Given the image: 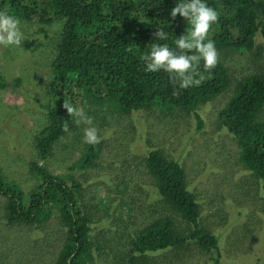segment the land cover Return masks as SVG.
<instances>
[{
    "label": "trees",
    "instance_id": "obj_1",
    "mask_svg": "<svg viewBox=\"0 0 264 264\" xmlns=\"http://www.w3.org/2000/svg\"><path fill=\"white\" fill-rule=\"evenodd\" d=\"M177 2L0 0V10H7L21 22L33 23L38 18L43 24L58 25L53 32L55 49L50 63L53 97L43 110L46 122L34 136L38 160L29 164L33 173L29 178L35 182L25 191L0 167V196L6 199L3 218L8 224L43 226L57 215L63 241L54 264L92 263L94 252L102 249L91 237L93 220L82 201L81 184L72 177L70 184L66 176L53 174L41 162L53 154L59 141L79 128L76 118L69 117L63 108L64 100L80 109L89 103L93 109L86 107L85 112L92 116L102 112V117H95L102 127L107 125L109 113L117 119L119 114L158 110L165 119L176 118L177 113L194 115L201 128L204 120L198 113L200 106L225 92H232L219 110L215 126L231 134L246 170L264 180V73L257 65L253 67L255 72L236 78L234 83L227 64L229 55L243 56L242 52L252 54L253 57H247L253 63L261 57L264 47L256 39L258 35L264 37V0H207L218 12V20L208 34L215 42L218 64L210 72H204L201 62V83L187 89L180 88L163 71L145 73L140 59L147 45L158 42L153 33L160 26L169 32L167 43L170 46H174L175 37L185 34L186 21L180 16L175 21L171 19V10ZM35 43L36 40L30 44L26 41L25 46L28 48ZM14 80L18 84L21 78ZM0 85L6 84L0 82ZM65 124L70 132L63 130ZM75 138L80 140L81 137L75 135ZM103 145V140L96 145L84 143L85 150L78 164L84 168L93 165ZM139 160L145 167L139 172L150 175L160 197L159 209L163 212L140 229L127 233L128 258L123 264H151L155 253L180 249L177 247L191 241H198L203 249L218 250V237L200 223V199L189 183L181 159L168 156L162 148H152L144 151ZM176 216L195 228L184 232ZM128 227L129 223L125 222L122 230L116 228L122 232ZM123 237L121 235V239Z\"/></svg>",
    "mask_w": 264,
    "mask_h": 264
},
{
    "label": "rangeland",
    "instance_id": "obj_2",
    "mask_svg": "<svg viewBox=\"0 0 264 264\" xmlns=\"http://www.w3.org/2000/svg\"><path fill=\"white\" fill-rule=\"evenodd\" d=\"M21 26L24 39L20 50L0 46V82L6 84L0 85V167L28 191L35 182L29 178L33 174L29 164L38 160L34 136L46 122L43 110L53 97L50 63L58 25L43 24L37 18L33 23L21 22ZM34 40V45L25 46L26 41ZM256 42L264 47L263 36L258 35ZM242 53L227 57L234 83L236 78L255 72L257 65L264 73V50L255 63L249 58L252 54ZM15 78H21L18 84ZM231 94L225 92L200 106L201 128L194 115L177 113L176 118L165 119L158 110L119 114L117 119L109 113L111 120L102 127L95 117L103 113L92 116L85 109L93 106L84 104L82 110L101 129L104 141L95 161L98 165L84 168L78 164L85 150L83 125L59 141L53 154L41 162L53 174L66 176L70 184L72 177L82 186V201L93 220L91 237L102 247L88 264L127 263V233L163 212L150 175L139 172L145 168L139 157L152 148H162L168 156L181 159L200 199V223L218 237L219 249L209 251L198 241L186 242L177 247L180 249L155 253L151 264H264V180L246 170L231 134L215 126L218 112ZM75 135H80V140ZM5 203L0 196V264H54L63 241L57 215L43 226L12 225L3 218ZM176 220L186 233L195 228L180 216ZM125 222L129 223L127 230L116 228L121 229Z\"/></svg>",
    "mask_w": 264,
    "mask_h": 264
},
{
    "label": "clouds",
    "instance_id": "obj_3",
    "mask_svg": "<svg viewBox=\"0 0 264 264\" xmlns=\"http://www.w3.org/2000/svg\"><path fill=\"white\" fill-rule=\"evenodd\" d=\"M170 15L172 21H175L177 16L186 21L185 34L175 37L174 46H170L167 43L169 32L160 26L153 33L158 42L147 45L140 57L144 63V71L145 73L163 71L182 89L198 86L203 79L200 73L201 62L204 72H210L218 64L215 42L208 35L218 20V12L208 5L207 0H178ZM23 39L21 20L7 10H0V46L20 50ZM63 108L69 117L76 118L77 125L84 126L82 140L85 144L100 143L102 138L94 126L92 117L68 100L63 101ZM63 130L70 132L67 124Z\"/></svg>",
    "mask_w": 264,
    "mask_h": 264
}]
</instances>
